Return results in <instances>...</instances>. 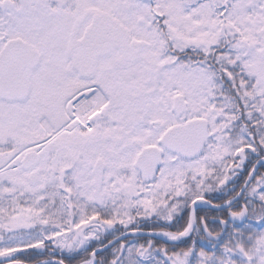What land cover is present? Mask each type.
I'll use <instances>...</instances> for the list:
<instances>
[{"label": "snow or ice", "instance_id": "obj_1", "mask_svg": "<svg viewBox=\"0 0 264 264\" xmlns=\"http://www.w3.org/2000/svg\"><path fill=\"white\" fill-rule=\"evenodd\" d=\"M261 169L264 0H0V264H264Z\"/></svg>", "mask_w": 264, "mask_h": 264}, {"label": "flooded vegetation", "instance_id": "obj_2", "mask_svg": "<svg viewBox=\"0 0 264 264\" xmlns=\"http://www.w3.org/2000/svg\"><path fill=\"white\" fill-rule=\"evenodd\" d=\"M246 169L244 171H247V170H250V167H247L248 166V162L246 161ZM244 171H241V176L243 177L244 176ZM261 171H264V169H261Z\"/></svg>", "mask_w": 264, "mask_h": 264}, {"label": "trees", "instance_id": "obj_3", "mask_svg": "<svg viewBox=\"0 0 264 264\" xmlns=\"http://www.w3.org/2000/svg\"><path fill=\"white\" fill-rule=\"evenodd\" d=\"M57 255H59V253H57ZM41 258L43 259V258H46V257H41Z\"/></svg>", "mask_w": 264, "mask_h": 264}]
</instances>
